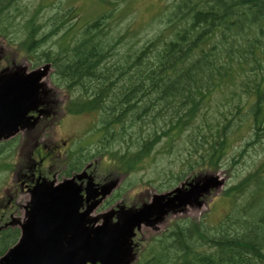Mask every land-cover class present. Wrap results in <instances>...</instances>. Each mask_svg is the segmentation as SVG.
<instances>
[{"label":"trees","instance_id":"trees-1","mask_svg":"<svg viewBox=\"0 0 264 264\" xmlns=\"http://www.w3.org/2000/svg\"><path fill=\"white\" fill-rule=\"evenodd\" d=\"M105 1L110 7L88 20L76 39L68 40L69 26L49 43L77 14L57 11V18H47L52 28L39 36L43 25L37 9L25 20L18 47L33 62H52L54 80L74 91L75 113L97 114L94 131L121 170L149 165L160 143L163 153L180 157L182 167L213 169L221 166L232 142L243 137L240 129L246 127L249 136L241 153L260 141L264 0H162L158 14L147 22L160 27L140 46L138 32L127 27L113 34L105 22L112 18L107 13L112 5L129 0ZM17 2L0 0V26ZM12 32L0 28L3 35ZM124 37L135 43L121 50ZM241 153L229 164L240 162ZM263 173L257 167L226 189L224 195L234 196L233 209L210 225L214 234L201 222L176 223L158 242L159 250L138 264H264V194L255 192L264 183ZM237 194L246 197L239 208ZM259 198L262 205L255 206ZM8 239L6 233L0 237V253Z\"/></svg>","mask_w":264,"mask_h":264},{"label":"water","instance_id":"water-1","mask_svg":"<svg viewBox=\"0 0 264 264\" xmlns=\"http://www.w3.org/2000/svg\"><path fill=\"white\" fill-rule=\"evenodd\" d=\"M1 53L0 47V59ZM50 70L49 62L33 69L25 62L0 69V140L12 137L19 128L34 126L36 121L30 122L28 112L38 106L41 94L50 91ZM118 181L101 191L87 182L85 200L92 202L81 213V198L73 179L56 186L34 187L20 238L0 256V264H131L135 260L131 246L135 227L161 224L170 211L200 210L204 200L199 198L213 188L218 192L224 178L220 173H205L188 183L187 189L178 185L165 193H153L138 208L93 216L101 200L96 198L104 197ZM114 214L116 221L111 222Z\"/></svg>","mask_w":264,"mask_h":264},{"label":"rangeland","instance_id":"rangeland-1","mask_svg":"<svg viewBox=\"0 0 264 264\" xmlns=\"http://www.w3.org/2000/svg\"><path fill=\"white\" fill-rule=\"evenodd\" d=\"M167 1L171 2V0ZM161 2L162 0H129L127 2H118V4L112 5L113 7L111 6V12H107L111 14L112 18L106 17L105 22L109 23V28H111L113 34L123 33L127 27H129L131 32H138L136 37H138L139 42L137 45L140 46L147 41L155 31H157L158 27H160L157 21H154L152 25H147V22L151 21L153 16L158 14V11L161 9ZM109 7L110 6L106 4L105 0H18L17 6L10 7L9 14H5V17H7L8 20L4 21L0 26V28L7 27L9 31H15L8 33L7 35L0 33V46L3 47L4 51L3 58L0 62V68L10 65L12 61L16 63L25 62L30 68L43 62V60H39L38 63H34L31 58L25 56L22 50L18 47L19 41L23 37L25 20L37 9L38 23L43 25L40 29L39 36L46 34L50 28H52L47 18H57L58 16L55 15L57 11H59L60 14H66L67 11H70L68 9H72L73 12L77 14V16L71 18L63 28H60L59 32L54 35L50 41H47V43H49L55 42V40L60 37L63 31H65V29L67 30L69 26H72V29L70 32L71 34H67L68 40L73 38L76 39L81 33L80 28L83 27L88 20H92L102 12H106V9ZM12 18L14 21L11 20ZM151 27L153 29H151ZM125 38L126 37L121 39V45L119 46V48L122 46L121 50H125L131 43H135L130 39H126V42ZM90 114H92L91 117L89 116ZM90 114L74 113V116L67 119L65 122L66 124L61 129L60 134H58L62 137H65L66 135L76 136L77 140L82 143L89 142L93 138L99 136V133H96L91 129V124L93 125V123L97 122V115L95 113ZM239 134L243 137L241 139L236 138L232 142V145L228 147L226 154L222 157L223 161L219 167L228 175L225 189L236 184L248 174H253L257 170V167L264 168V136H261L260 141L254 144V146H247L246 150L241 153V150L245 147V143L249 140L247 128L244 127L240 129ZM55 137H58V135ZM5 142L11 143V141ZM161 146H164L163 143H160V145L157 146V151L159 152L149 165H146L147 163H145L144 168L139 171L130 172L128 177H125V189L128 191L127 196H129V199L132 198L140 201L149 197L155 191L154 188L157 191L168 189V187L174 185L179 179L178 176H181L182 173L188 172V168L181 166L180 157L179 159L173 160V156L163 153V148L165 147ZM9 147L10 146L7 147L6 151L0 149V213L3 207V200L6 197L4 187L6 188L7 181L9 182L12 178L11 171L13 169V162L16 160V157L13 155L14 152L12 154L10 153L11 151H8ZM240 153V162L234 163L233 166L230 165L229 162L231 159ZM100 166L104 167L105 165H103L102 162ZM181 168L182 171L179 173ZM170 174H173L174 177L172 178ZM253 185L255 186L254 183ZM255 192L256 196H262L264 194V183H260L259 186L255 188ZM222 194L223 192L220 195ZM233 198L234 196L232 194L223 195L217 200L214 198L209 202V204L213 202L211 210L204 207L200 211H191L188 215L193 217L196 221H201L205 220V214H207L208 217H211V220H213L212 223L214 226H216L223 221L222 218L226 214H229L232 211ZM234 201L239 208L246 202V197L243 194H237ZM257 205H262V198L257 199L255 206ZM253 212H256V207L253 208ZM238 217L243 219V214ZM162 228L163 225L161 226V230ZM209 228L214 229L212 226ZM212 231L214 232V230L208 232ZM147 233L148 235L154 234L152 230L149 232L147 231Z\"/></svg>","mask_w":264,"mask_h":264},{"label":"flooded vegetation","instance_id":"flooded-vegetation-1","mask_svg":"<svg viewBox=\"0 0 264 264\" xmlns=\"http://www.w3.org/2000/svg\"><path fill=\"white\" fill-rule=\"evenodd\" d=\"M59 81L52 79L51 84L54 86L52 90L45 95L41 94L38 106L28 112L31 116L30 122L36 121L34 126L19 131L8 140L11 143L0 144V149L5 151L10 146L8 151L12 154L14 152L13 155L16 157L11 171L12 178L7 181L6 188L4 187L6 197L0 213V224L11 218L19 219L24 216L30 205V190L37 184L50 182L55 185L66 178L74 177V183L79 187L78 195L81 196L79 211H82L92 200L89 202L85 200L87 177L77 178L76 174L86 172L99 189L102 184L120 174L118 162L112 157L111 159L104 157L105 152L101 148L103 143H82L76 136L59 135L67 119L74 116V113H71L69 89ZM56 135L58 137H55ZM102 162L104 167L100 166ZM125 186V183L122 184L106 196L96 206L94 213L102 212L117 203L137 206L144 200L129 199ZM189 221V218H181L175 222L182 224ZM143 232H147V229L137 232L134 237V250L138 256L143 248L141 242ZM5 233L9 235L8 240L17 239L20 234L15 226L3 228L0 237Z\"/></svg>","mask_w":264,"mask_h":264},{"label":"bare ground","instance_id":"bare-ground-1","mask_svg":"<svg viewBox=\"0 0 264 264\" xmlns=\"http://www.w3.org/2000/svg\"><path fill=\"white\" fill-rule=\"evenodd\" d=\"M246 24V23H245ZM119 103V102H118Z\"/></svg>","mask_w":264,"mask_h":264}]
</instances>
